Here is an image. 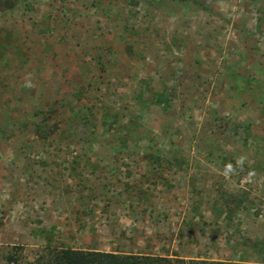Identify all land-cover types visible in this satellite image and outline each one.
I'll list each match as a JSON object with an SVG mask.
<instances>
[{
	"label": "rangeland",
	"instance_id": "1",
	"mask_svg": "<svg viewBox=\"0 0 264 264\" xmlns=\"http://www.w3.org/2000/svg\"><path fill=\"white\" fill-rule=\"evenodd\" d=\"M0 11V247L264 264V0Z\"/></svg>",
	"mask_w": 264,
	"mask_h": 264
},
{
	"label": "trees",
	"instance_id": "2",
	"mask_svg": "<svg viewBox=\"0 0 264 264\" xmlns=\"http://www.w3.org/2000/svg\"><path fill=\"white\" fill-rule=\"evenodd\" d=\"M26 0H0V11H9ZM205 9L200 0H163ZM0 264H235L209 260H186L144 254L45 246L34 253L22 245L0 247Z\"/></svg>",
	"mask_w": 264,
	"mask_h": 264
}]
</instances>
